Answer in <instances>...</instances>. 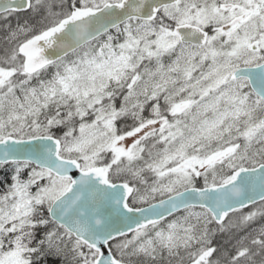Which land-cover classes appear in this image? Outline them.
Here are the masks:
<instances>
[{"label": "snow or ice", "instance_id": "6c2138e0", "mask_svg": "<svg viewBox=\"0 0 264 264\" xmlns=\"http://www.w3.org/2000/svg\"><path fill=\"white\" fill-rule=\"evenodd\" d=\"M0 264H264V0H0Z\"/></svg>", "mask_w": 264, "mask_h": 264}]
</instances>
